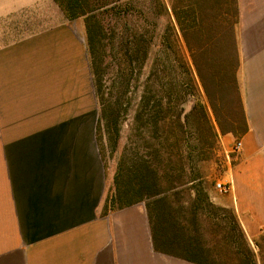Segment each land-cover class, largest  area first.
Returning a JSON list of instances; mask_svg holds the SVG:
<instances>
[{
	"label": "crops",
	"instance_id": "crops-1",
	"mask_svg": "<svg viewBox=\"0 0 264 264\" xmlns=\"http://www.w3.org/2000/svg\"><path fill=\"white\" fill-rule=\"evenodd\" d=\"M237 9L247 129L219 135L226 168L206 188L264 264V0ZM96 119L79 27L53 0H0V264H202L159 249L144 201L108 205Z\"/></svg>",
	"mask_w": 264,
	"mask_h": 264
},
{
	"label": "trees",
	"instance_id": "trees-1",
	"mask_svg": "<svg viewBox=\"0 0 264 264\" xmlns=\"http://www.w3.org/2000/svg\"><path fill=\"white\" fill-rule=\"evenodd\" d=\"M53 1L67 19L81 18L84 25L99 140L103 124L109 143L117 145L123 116H129L132 133L142 127L155 140L146 158L135 143L124 147L108 205L144 201L160 250L202 264H232L234 256L237 264H254L233 211L210 200L202 170L220 134L240 136L247 129L237 78V0ZM175 25L188 59L176 54L174 74L163 77L167 81H160L163 71L152 63L140 92L138 72L153 38L179 43ZM184 146L191 147L186 157L197 165H188L191 176L185 181L178 178L186 165ZM183 187L190 192L187 201L177 195ZM217 231L224 251L214 238Z\"/></svg>",
	"mask_w": 264,
	"mask_h": 264
},
{
	"label": "rangeland",
	"instance_id": "rangeland-1",
	"mask_svg": "<svg viewBox=\"0 0 264 264\" xmlns=\"http://www.w3.org/2000/svg\"><path fill=\"white\" fill-rule=\"evenodd\" d=\"M171 0H166L167 3H169ZM140 5H144L148 2V0H139L138 1ZM56 4V3H55ZM57 6V4H56ZM58 11L62 13L64 16L63 12L60 10V8L57 6ZM64 18H66L64 16ZM74 24L79 27V29L83 33L84 37V25L82 22V19H74L73 20ZM162 22L160 19L159 23ZM175 24V23H174ZM160 25V24H159ZM175 31L179 35V43L178 42H172L170 41H162L158 36L156 38H153L152 42L155 43L153 47L150 49V54L147 56L146 61L140 71L138 72V80H137V85L140 88V92L143 88V85L145 83V79L147 76V73L152 65L159 70L161 69L163 72H159V76H161L160 81H167L169 78H163L164 76L167 77L169 75L172 76L174 74L173 69L175 68L176 64V54L182 56L183 58L188 59V54L185 45L183 44V41L180 37V32L178 30V27L175 25ZM157 32L160 33V27L157 28ZM167 37L169 35H166ZM173 36V35H172ZM85 40V39H84ZM177 51V53H176ZM110 75H107L104 77V85L107 86L108 84V79ZM139 94V92H138ZM137 94V96H138ZM96 114H97V119H98V104L96 100ZM97 119H96V126H97ZM129 116H123L121 117L119 124V137L117 141V145L112 146V144L109 143L107 134L105 133L103 129V124H101L100 128V137L101 140L98 138V134H96V143L98 146V150L100 153V156L102 158L104 167L109 175L110 178H112V186H113V176L116 170L117 166V161L118 158L120 157L121 153L124 150V147L128 144H131L134 146V143L136 144V149L140 156L143 158H146L145 154L150 151V147L153 149L155 140L151 138L148 134V132L144 128H140L137 130L135 133H132L129 130ZM186 139H188V136L185 134ZM150 145V146H149ZM148 147V148H147ZM189 148H191L189 146ZM184 146V161L186 163L184 173L182 174L180 171L178 172V178L182 180H187L191 176V170L188 167L190 163H194L195 159L193 157V160H190L186 157L188 153L191 154L190 149ZM195 152L193 153L194 156ZM226 161L227 157L226 154L222 151V146L220 143L219 136L217 137V141L213 147L211 157L206 159V161L202 162V170L205 174V185L206 187H211V182H214L216 179H218L222 173L224 172L226 168ZM195 166H197L195 164ZM112 186L108 189V195L111 194L112 192ZM212 188V187H211ZM213 191L216 192L217 194H223L220 193L216 187H213ZM189 190L186 187L179 188V192L177 193L178 198L181 201H187L188 198L190 197L189 195ZM205 223L203 226L205 227ZM217 231L216 235L214 238L219 240V248L222 247V250L224 251L225 244L223 243L222 240H220V235L218 234ZM207 237V235H206ZM236 257L234 256L231 260L232 264H237V261L235 260Z\"/></svg>",
	"mask_w": 264,
	"mask_h": 264
},
{
	"label": "built area",
	"instance_id": "built-area-1",
	"mask_svg": "<svg viewBox=\"0 0 264 264\" xmlns=\"http://www.w3.org/2000/svg\"><path fill=\"white\" fill-rule=\"evenodd\" d=\"M241 146V142L240 141H236L233 145V151H237ZM215 187L217 188V190L220 192V193H226L229 189L228 185L225 184V183H222L220 181H217L215 183Z\"/></svg>",
	"mask_w": 264,
	"mask_h": 264
}]
</instances>
